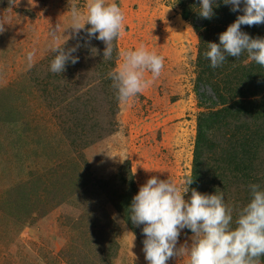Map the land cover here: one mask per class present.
I'll return each mask as SVG.
<instances>
[{
  "label": "rangeland",
  "instance_id": "374dc122",
  "mask_svg": "<svg viewBox=\"0 0 264 264\" xmlns=\"http://www.w3.org/2000/svg\"><path fill=\"white\" fill-rule=\"evenodd\" d=\"M107 2L124 14L116 70L141 45L164 57L160 76L127 104L103 86L99 40L70 28L72 6L86 13L87 0H0V264H148L143 225L131 229L115 202L153 175L181 192L193 175L198 120L215 101L197 81L193 24L203 21H185L178 0ZM67 36L66 48L85 38L89 53L78 47V62L52 73L51 48ZM241 192L230 188L227 204H247ZM192 235L182 230L177 247Z\"/></svg>",
  "mask_w": 264,
  "mask_h": 264
},
{
  "label": "clouds",
  "instance_id": "9594fccd",
  "mask_svg": "<svg viewBox=\"0 0 264 264\" xmlns=\"http://www.w3.org/2000/svg\"><path fill=\"white\" fill-rule=\"evenodd\" d=\"M231 5L233 12L241 11L226 31L220 33L219 43L208 42L205 58L215 69L221 67L228 57L239 59L247 54L249 60L264 67V38L251 37L241 30L242 25L264 24V0H223ZM218 7L216 0H199V16L211 19L213 8ZM73 34L81 30L87 32L89 39L95 38L105 44L103 59L111 60L114 45L124 29V14L116 3L107 0H87V11H81L74 5L71 8ZM86 25L90 27L85 28ZM0 26V32H3ZM57 26L51 29L55 38ZM65 42L51 48L54 59L50 71L62 74L66 65L76 64L79 44L71 48ZM98 53L93 48L92 52ZM33 52L27 59L31 65ZM119 68L108 74L117 100L127 104L138 94L143 93L163 70L164 57L149 51L144 45L123 54ZM151 73L152 79H145V73ZM192 179L186 187L180 189L170 180L153 175L142 184L128 207V219L134 226L143 225V252L148 264H166L173 257L187 256V264H258L264 257V189L260 184L249 185L251 199L243 207L234 209L225 203L223 192L203 194L191 190L188 200L184 195L189 191ZM185 228L192 232L191 244L187 242L177 247L181 231Z\"/></svg>",
  "mask_w": 264,
  "mask_h": 264
},
{
  "label": "trees",
  "instance_id": "16d2710c",
  "mask_svg": "<svg viewBox=\"0 0 264 264\" xmlns=\"http://www.w3.org/2000/svg\"><path fill=\"white\" fill-rule=\"evenodd\" d=\"M178 4L185 21L194 22L198 17L203 21L201 26L193 24L200 42L197 81L210 86L215 96L214 106L207 113L201 114L198 120V138L191 177L193 182L189 185L190 196L192 189L203 194L222 191L227 204L228 193L233 188L238 193L243 190L244 202L248 203L251 199L250 184H260L264 189V171L259 168L264 167V67L249 60L245 53L239 59L228 57V61L221 67L213 69L204 56L207 51L206 43H219L220 33L226 31L237 16L243 14V3L241 11L233 12L231 5H225L223 0H216L218 7L213 8L215 14L211 19L198 15L199 0H178ZM241 30L253 38H264V24L242 25ZM83 35L87 39L86 31ZM85 38L81 39L79 48L84 53H89ZM98 45L102 47L98 70L107 77L103 86L107 88L110 100L117 102L116 92L108 76L110 72L116 71L117 39L113 41L111 60L103 59L105 44L99 41ZM113 114L115 116L116 112ZM133 184L131 181V188ZM132 198L131 192H123L115 202V207L123 214L128 226L137 231V226L128 219V207Z\"/></svg>",
  "mask_w": 264,
  "mask_h": 264
}]
</instances>
